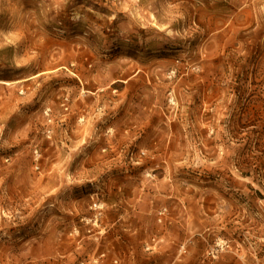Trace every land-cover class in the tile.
Segmentation results:
<instances>
[{
	"label": "rangeland",
	"instance_id": "374dc122",
	"mask_svg": "<svg viewBox=\"0 0 264 264\" xmlns=\"http://www.w3.org/2000/svg\"><path fill=\"white\" fill-rule=\"evenodd\" d=\"M0 264H264V0H0Z\"/></svg>",
	"mask_w": 264,
	"mask_h": 264
}]
</instances>
